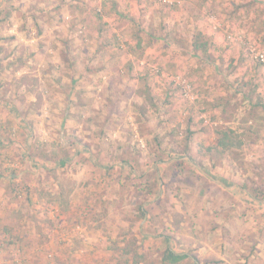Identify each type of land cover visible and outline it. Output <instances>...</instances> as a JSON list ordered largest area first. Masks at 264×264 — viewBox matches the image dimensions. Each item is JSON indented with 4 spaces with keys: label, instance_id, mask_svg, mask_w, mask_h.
<instances>
[{
    "label": "rangeland",
    "instance_id": "obj_1",
    "mask_svg": "<svg viewBox=\"0 0 264 264\" xmlns=\"http://www.w3.org/2000/svg\"><path fill=\"white\" fill-rule=\"evenodd\" d=\"M256 54L264 0H0V264H264Z\"/></svg>",
    "mask_w": 264,
    "mask_h": 264
},
{
    "label": "trees",
    "instance_id": "obj_2",
    "mask_svg": "<svg viewBox=\"0 0 264 264\" xmlns=\"http://www.w3.org/2000/svg\"><path fill=\"white\" fill-rule=\"evenodd\" d=\"M176 3H174L171 7L174 8L176 7ZM43 11L45 12H49V10L45 7V9H43ZM166 40L171 41V39L168 37ZM172 44H174V40L171 41ZM190 53H195L197 54L198 48L196 47V44L192 45V48H190ZM179 51V50H178ZM200 55H204V59L202 61V64L208 63L207 60V56L209 57L211 54H206V52H202V54ZM171 58H173L175 56V54H170ZM199 56V55H198ZM254 85V84H252ZM250 86V90L247 92L246 90H244V87H247L246 85H239L237 87V89H235V93L238 92L239 95H242L244 97V102H248V104L253 107V108H261L264 110V100H261L259 97V92L257 91L259 89L258 86ZM252 96H256L258 98L257 102H253ZM221 98V97H220ZM197 100V98H196ZM196 100H194L193 102H195ZM222 103L227 104V102L223 101ZM192 122L191 119L188 120V130H187V134L185 136V148H183L184 150H182V152H177L179 149L175 148L174 149V153H180V155H184L187 152V148L189 147V141L192 139V137L194 136V130L191 129L190 123ZM217 137L216 140H214L215 145L212 148H208L207 151L210 152V150H214L218 153L223 154L225 151H230L233 150L235 148H240L242 143L240 141V139L238 137H236L235 135V131L231 128V127H224L219 129L217 132ZM191 162L195 163L196 161L193 158H190ZM62 165H64L63 162H61ZM142 212V211H141ZM125 253H127L125 251ZM186 259H192L194 260V258H192L190 255L188 254H178V253H174L170 250H166L162 261L163 263H168V264H182Z\"/></svg>",
    "mask_w": 264,
    "mask_h": 264
},
{
    "label": "built area",
    "instance_id": "obj_3",
    "mask_svg": "<svg viewBox=\"0 0 264 264\" xmlns=\"http://www.w3.org/2000/svg\"><path fill=\"white\" fill-rule=\"evenodd\" d=\"M255 56H256V58L258 59L259 62L264 63V55H262V54H256Z\"/></svg>",
    "mask_w": 264,
    "mask_h": 264
}]
</instances>
